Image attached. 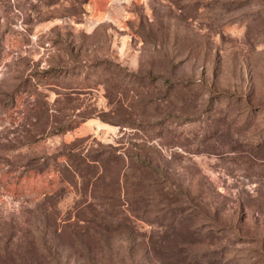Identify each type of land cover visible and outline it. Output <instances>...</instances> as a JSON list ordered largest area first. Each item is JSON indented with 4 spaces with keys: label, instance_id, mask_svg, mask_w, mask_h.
<instances>
[{
    "label": "rangeland",
    "instance_id": "obj_1",
    "mask_svg": "<svg viewBox=\"0 0 264 264\" xmlns=\"http://www.w3.org/2000/svg\"><path fill=\"white\" fill-rule=\"evenodd\" d=\"M0 264H264V0H0Z\"/></svg>",
    "mask_w": 264,
    "mask_h": 264
}]
</instances>
